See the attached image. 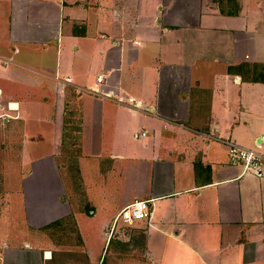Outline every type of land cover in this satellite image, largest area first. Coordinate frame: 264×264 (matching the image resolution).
<instances>
[{
	"label": "crops",
	"instance_id": "0c3cea01",
	"mask_svg": "<svg viewBox=\"0 0 264 264\" xmlns=\"http://www.w3.org/2000/svg\"><path fill=\"white\" fill-rule=\"evenodd\" d=\"M222 140L264 154V0H0V264H264Z\"/></svg>",
	"mask_w": 264,
	"mask_h": 264
},
{
	"label": "built area",
	"instance_id": "2783aa9c",
	"mask_svg": "<svg viewBox=\"0 0 264 264\" xmlns=\"http://www.w3.org/2000/svg\"><path fill=\"white\" fill-rule=\"evenodd\" d=\"M102 77L97 78L100 83ZM90 93L100 94L99 91ZM127 105H134V100L129 99ZM228 150V161L233 166H238L242 169V174H251L261 176L264 172V154L256 149L244 148L232 140L221 141ZM150 216V201H136L124 207L115 217L109 234L113 233L117 223L131 224L134 221L146 220Z\"/></svg>",
	"mask_w": 264,
	"mask_h": 264
}]
</instances>
